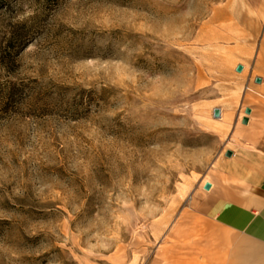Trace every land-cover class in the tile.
Wrapping results in <instances>:
<instances>
[{
    "label": "rangeland",
    "instance_id": "obj_1",
    "mask_svg": "<svg viewBox=\"0 0 264 264\" xmlns=\"http://www.w3.org/2000/svg\"><path fill=\"white\" fill-rule=\"evenodd\" d=\"M255 77L264 0H0V264L183 263Z\"/></svg>",
    "mask_w": 264,
    "mask_h": 264
},
{
    "label": "crops",
    "instance_id": "obj_2",
    "mask_svg": "<svg viewBox=\"0 0 264 264\" xmlns=\"http://www.w3.org/2000/svg\"><path fill=\"white\" fill-rule=\"evenodd\" d=\"M258 84L264 97V79ZM248 108L232 155L194 188L191 211L180 212L169 227L186 253L178 264H264V101Z\"/></svg>",
    "mask_w": 264,
    "mask_h": 264
},
{
    "label": "water",
    "instance_id": "obj_3",
    "mask_svg": "<svg viewBox=\"0 0 264 264\" xmlns=\"http://www.w3.org/2000/svg\"><path fill=\"white\" fill-rule=\"evenodd\" d=\"M241 70H242V65H237L236 71L239 72ZM254 81H255V83H260L261 82V78L260 77H255ZM244 113L246 115L249 114L250 113V109L248 107L245 108ZM219 116H220V108H214V110H213V117L218 118ZM247 121H248V119H247L246 116L242 117L241 122L243 124H246ZM225 155L228 156V157H230L232 155V152L230 150H228V151L225 152ZM209 187H210V184L209 183H205L203 185V188L206 189V190L209 189Z\"/></svg>",
    "mask_w": 264,
    "mask_h": 264
}]
</instances>
